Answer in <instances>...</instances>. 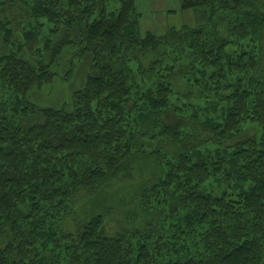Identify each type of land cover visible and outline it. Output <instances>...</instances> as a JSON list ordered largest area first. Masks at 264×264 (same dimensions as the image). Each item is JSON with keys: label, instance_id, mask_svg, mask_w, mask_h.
<instances>
[{"label": "trees", "instance_id": "1", "mask_svg": "<svg viewBox=\"0 0 264 264\" xmlns=\"http://www.w3.org/2000/svg\"><path fill=\"white\" fill-rule=\"evenodd\" d=\"M108 2L0 0V264H264V0H183L200 25L161 37ZM74 49L71 109L37 108Z\"/></svg>", "mask_w": 264, "mask_h": 264}, {"label": "rangeland", "instance_id": "2", "mask_svg": "<svg viewBox=\"0 0 264 264\" xmlns=\"http://www.w3.org/2000/svg\"><path fill=\"white\" fill-rule=\"evenodd\" d=\"M22 1L26 2L29 0ZM182 2L183 0H136L138 12L141 14V35L146 36L149 33L161 37L171 30L198 27L200 25L198 13L195 10H183ZM120 6L121 0H109L107 9L109 12H114L119 10ZM21 8L25 9L26 7L23 5ZM2 51L3 47L0 45V53ZM75 51L76 49L68 51L63 60L60 61V64L54 68L58 77L53 83L30 93L29 99L37 108L71 109L70 106L74 93L83 87L87 75L92 73L91 60L89 58L83 60L79 57H73ZM71 64H73V71L72 75H69ZM33 122L34 120L32 123ZM253 134L254 132H252L250 136ZM160 140L161 139L155 141L159 142ZM157 146L158 145L155 143L154 148ZM165 148L168 152L172 150V147ZM158 149L163 151L160 147H158ZM149 178V172L144 178L136 172L131 182L116 185L110 190L114 198L112 201H109L110 203L107 205V207L112 209L111 213L107 216V228L109 233L114 234L123 229L133 228L130 226V221H127L126 215L129 217L130 214H128V212L138 211V205L135 201L136 192L142 182L147 181ZM208 189L220 195L225 188H221L220 184L218 185L212 180L208 185ZM81 207L82 203L80 202L76 208L77 211H80ZM140 222L141 220L139 219V221L135 223V227H141Z\"/></svg>", "mask_w": 264, "mask_h": 264}]
</instances>
